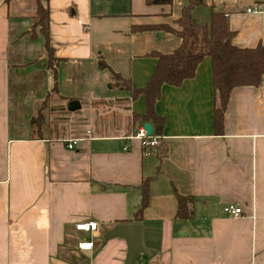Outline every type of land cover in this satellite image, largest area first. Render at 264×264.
Listing matches in <instances>:
<instances>
[{
  "label": "crops",
  "instance_id": "1",
  "mask_svg": "<svg viewBox=\"0 0 264 264\" xmlns=\"http://www.w3.org/2000/svg\"><path fill=\"white\" fill-rule=\"evenodd\" d=\"M41 2L49 12L55 73L43 37L29 34L34 0H0V264H125L127 241L106 236L136 224L146 180L149 204L138 224L149 255L140 253L132 264H264V76L259 87L232 90L220 135L209 58L180 86H162L154 105L163 120L155 151L135 138L142 122L130 131L88 126L36 133L30 121L41 109L52 106L60 116L71 101L91 111L143 114V97L132 100L115 88L112 72L144 88L156 66L150 53L170 54L181 41L141 28L171 25L188 5ZM202 7L207 16L194 11V19L208 24L212 12H221L234 46L264 44V0H203ZM99 57L107 69L98 67ZM74 138L79 142L68 150L65 141ZM173 189L194 199L190 219L174 218ZM227 205L242 214L226 215ZM81 222L98 226L84 233L75 229ZM80 241H91L92 249L80 250Z\"/></svg>",
  "mask_w": 264,
  "mask_h": 264
},
{
  "label": "trees",
  "instance_id": "2",
  "mask_svg": "<svg viewBox=\"0 0 264 264\" xmlns=\"http://www.w3.org/2000/svg\"><path fill=\"white\" fill-rule=\"evenodd\" d=\"M169 2L170 0H165ZM203 5V0H188L182 9L179 19L171 25L141 28V30H163L180 39L179 47L170 54L150 53L156 58V66L144 88H134L129 81L112 72V84L115 88L128 91L132 100L142 96L145 103L143 114L133 113V126L137 122L149 123L153 127V135H160L162 118L154 112V105L160 97L163 85L180 86L185 80L195 76L196 70L205 58L210 59L212 85L214 89L213 120L217 135L222 134L223 118L230 93L241 86L259 87L264 76V44L254 49H241L232 44L234 32H231L221 12H212L208 24L198 23L193 16L194 10ZM33 24L29 32L32 38L38 32L44 39V47L48 57V67L55 73L58 62L53 56L49 39V12L41 2L34 0ZM98 67L107 69L102 58H98ZM39 112L30 124L34 132H40L42 115ZM149 180L140 187L141 204L134 214L133 221L138 224L149 204ZM175 198L174 218L188 220L193 214L194 199L179 195L173 189Z\"/></svg>",
  "mask_w": 264,
  "mask_h": 264
},
{
  "label": "rangeland",
  "instance_id": "3",
  "mask_svg": "<svg viewBox=\"0 0 264 264\" xmlns=\"http://www.w3.org/2000/svg\"><path fill=\"white\" fill-rule=\"evenodd\" d=\"M194 11L199 13L201 19L207 16V12L202 6H199ZM51 108L53 107L50 106V109L47 111L44 108L40 110V115H42L43 118L40 127L45 134H48L51 128L58 129V131H55V133L60 134L62 132V134H69L71 131L76 129L81 130L88 126L94 127L96 131L100 130V126L104 127L106 128L104 129L106 133H109V131L112 132L116 128H119L118 126H120L121 129L124 128L130 131L133 125L132 115L122 114L123 116H121L119 113L122 112H112L113 110H106V108H103V110L96 108L95 111H91L88 110L85 105H81L79 110L75 112L66 111L67 113L60 114V116L57 115L56 112H53V110L51 111ZM122 110L123 109H120L119 111ZM101 129L103 130V128Z\"/></svg>",
  "mask_w": 264,
  "mask_h": 264
},
{
  "label": "built area",
  "instance_id": "4",
  "mask_svg": "<svg viewBox=\"0 0 264 264\" xmlns=\"http://www.w3.org/2000/svg\"><path fill=\"white\" fill-rule=\"evenodd\" d=\"M255 8L246 9L247 13H255ZM135 138L140 140L141 147L149 150H156L159 145V137L151 134L150 136L146 135V131L143 127L139 128L138 132L135 135ZM79 142V139H69L65 141V147L68 150H74ZM223 212L231 217H237L242 214V209L240 207H235L234 205H227L223 208ZM98 224L96 222H81L75 225V229L84 233H91L97 229ZM78 248L82 251H89L92 249L91 241H80L78 243Z\"/></svg>",
  "mask_w": 264,
  "mask_h": 264
},
{
  "label": "water",
  "instance_id": "5",
  "mask_svg": "<svg viewBox=\"0 0 264 264\" xmlns=\"http://www.w3.org/2000/svg\"><path fill=\"white\" fill-rule=\"evenodd\" d=\"M66 108L69 112H75L80 109V104L78 101H71ZM143 129L146 131L147 136L152 134V126L149 123H145ZM115 237H120L127 241L128 254L125 264H132L140 253L149 255L148 249L143 244L142 228L139 224L117 226L112 232L108 233L106 239Z\"/></svg>",
  "mask_w": 264,
  "mask_h": 264
}]
</instances>
